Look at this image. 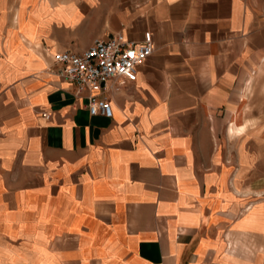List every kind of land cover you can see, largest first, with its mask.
Listing matches in <instances>:
<instances>
[{
	"label": "crops",
	"instance_id": "1",
	"mask_svg": "<svg viewBox=\"0 0 264 264\" xmlns=\"http://www.w3.org/2000/svg\"><path fill=\"white\" fill-rule=\"evenodd\" d=\"M145 31L90 115L53 53ZM263 65V0H0V264H249L224 137Z\"/></svg>",
	"mask_w": 264,
	"mask_h": 264
},
{
	"label": "rangeland",
	"instance_id": "2",
	"mask_svg": "<svg viewBox=\"0 0 264 264\" xmlns=\"http://www.w3.org/2000/svg\"><path fill=\"white\" fill-rule=\"evenodd\" d=\"M256 74L252 88L258 85V91H252L260 98L250 109L253 117L240 114L238 124L226 130L224 142L228 167L237 173V189L230 190L236 205L230 214L246 218L243 255L249 264H264V70Z\"/></svg>",
	"mask_w": 264,
	"mask_h": 264
},
{
	"label": "built area",
	"instance_id": "3",
	"mask_svg": "<svg viewBox=\"0 0 264 264\" xmlns=\"http://www.w3.org/2000/svg\"><path fill=\"white\" fill-rule=\"evenodd\" d=\"M140 41H132L121 32L108 38H94L93 43L79 52L64 50L53 53L57 73L75 86V93L86 92L90 115L112 117V106L104 92L109 83L121 87L137 77L138 66L152 53L151 33L145 31ZM42 116L49 119L48 113Z\"/></svg>",
	"mask_w": 264,
	"mask_h": 264
}]
</instances>
